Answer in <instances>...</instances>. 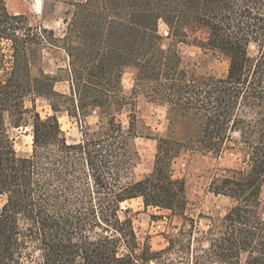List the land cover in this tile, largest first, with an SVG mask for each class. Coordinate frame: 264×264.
<instances>
[{"label": "trees", "instance_id": "obj_1", "mask_svg": "<svg viewBox=\"0 0 264 264\" xmlns=\"http://www.w3.org/2000/svg\"><path fill=\"white\" fill-rule=\"evenodd\" d=\"M65 22L64 36L54 38L0 0V264H158L189 253L192 240L187 264H264V0H86ZM195 31L205 36L194 38L199 47L227 60L224 74L183 65L176 45ZM46 43L68 57V95L39 68ZM126 71L133 74L129 92ZM139 96L197 120L200 135L184 144L157 139L151 172L135 180ZM36 98L50 102L51 116L40 117ZM90 110H98L97 129L68 142L56 115L80 124ZM123 111L126 125L116 120ZM26 126L32 143L23 157L12 130ZM181 149L240 155L237 169L209 184L233 205L208 218L207 230L184 216V182L170 170ZM137 198L145 208L182 216L190 228L167 239L164 250L140 247L131 222L119 217L121 204Z\"/></svg>", "mask_w": 264, "mask_h": 264}, {"label": "rangeland", "instance_id": "obj_2", "mask_svg": "<svg viewBox=\"0 0 264 264\" xmlns=\"http://www.w3.org/2000/svg\"><path fill=\"white\" fill-rule=\"evenodd\" d=\"M84 1L86 0H5V3L9 13L24 15L29 26L49 30L54 38L60 39L66 31L65 20L70 19L74 6ZM159 31L163 36L167 35L166 26L162 23L159 25ZM190 35L192 36L190 39L176 45L183 65L194 68L197 74L209 72L224 74L227 69V60L211 51L204 50L193 41L194 38L203 40L205 37L203 33L195 31ZM167 42L166 40L165 43ZM59 46V44L46 43L42 47L39 68L58 78L54 86L56 92L68 95L70 93L69 60ZM33 74H37V68L33 69ZM132 78L133 74L130 71H126L123 75L122 85L125 92L130 91ZM27 107H31L29 102ZM35 110L42 119L53 114L50 102L45 98H36ZM133 111L137 119L139 136L135 140L138 158L132 171L135 180H140L151 172L157 150V139H170L184 144L196 141L200 135V124L197 120L151 104L142 96L135 99ZM56 116L68 142L79 141L81 130L95 131L99 121L98 110H90L80 124L65 113H58ZM116 120L126 125L127 112L123 111L117 115ZM12 137L17 155L29 156L32 143L30 126L12 130ZM239 166L240 155L232 150L224 152L221 156H213L196 150L181 149L172 161L170 170L174 179L184 182L187 199L185 218L192 219L200 230H207L208 218L216 219L224 216L233 202L223 196H214L209 192V184L214 175L223 170L237 169ZM260 200L259 214L264 218V186L261 188ZM2 204L3 198H0V207ZM119 217L121 220L127 219L131 222L140 247L149 244L151 250L155 252L167 248V239L176 236L181 230L190 228V222L182 216H174L167 210L145 208L141 198L122 203ZM196 236V233H193V238ZM187 238V236L184 237L185 241ZM192 242L189 253H172L170 257L163 256L158 264H187L186 258L188 255L191 258L196 245L194 240ZM189 264L194 263L189 262Z\"/></svg>", "mask_w": 264, "mask_h": 264}]
</instances>
